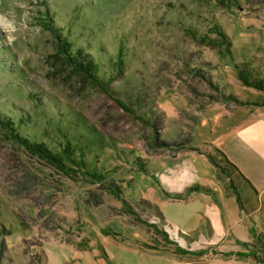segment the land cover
I'll list each match as a JSON object with an SVG mask.
<instances>
[{
	"label": "rangeland",
	"instance_id": "1",
	"mask_svg": "<svg viewBox=\"0 0 264 264\" xmlns=\"http://www.w3.org/2000/svg\"><path fill=\"white\" fill-rule=\"evenodd\" d=\"M262 104L264 0H0V264H264L221 152Z\"/></svg>",
	"mask_w": 264,
	"mask_h": 264
},
{
	"label": "crops",
	"instance_id": "2",
	"mask_svg": "<svg viewBox=\"0 0 264 264\" xmlns=\"http://www.w3.org/2000/svg\"><path fill=\"white\" fill-rule=\"evenodd\" d=\"M234 114H237L236 120L228 128L226 136L224 135L228 143L226 146L222 145L221 152L226 160L232 162L240 171L239 173L233 168L234 173L247 189V199L248 196L252 197V207L249 210L245 209V214L242 213L238 220L248 219L253 224L250 229L243 227L244 231L239 233L243 239L235 232L231 234L232 236L229 233L224 237L235 239L233 242L225 241L227 242L226 248L240 251L241 247L251 246L252 239L258 235L264 236V104L249 109H238L231 116L233 117ZM226 178L230 179L229 176ZM233 190L238 193L236 188ZM237 198L239 199L240 196ZM225 217L228 218V215ZM220 218L217 216L213 218L212 230L224 228L228 231L229 227L226 226L227 224L224 225ZM222 245L220 247H224Z\"/></svg>",
	"mask_w": 264,
	"mask_h": 264
},
{
	"label": "trees",
	"instance_id": "3",
	"mask_svg": "<svg viewBox=\"0 0 264 264\" xmlns=\"http://www.w3.org/2000/svg\"><path fill=\"white\" fill-rule=\"evenodd\" d=\"M239 77L241 78V80H243V82L245 84H252V83H250V81L247 80V78L242 73H240ZM255 86H258V85H255ZM33 147L37 153H40L43 156H47L50 160L58 161L59 158L55 157L54 155H51L50 151H47L42 145L35 144V145H33ZM226 164L228 166L234 168L235 170H237L240 173V171L237 169V167L232 162H230L229 160L226 161ZM220 170H221V173H223V174L228 173V171L226 169H224V167H221Z\"/></svg>",
	"mask_w": 264,
	"mask_h": 264
}]
</instances>
